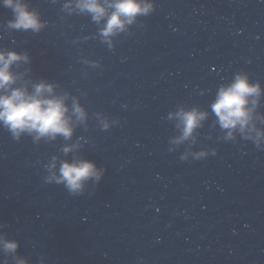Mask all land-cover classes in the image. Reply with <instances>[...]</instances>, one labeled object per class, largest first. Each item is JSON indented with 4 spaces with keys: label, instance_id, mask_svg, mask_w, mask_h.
<instances>
[{
    "label": "water",
    "instance_id": "obj_1",
    "mask_svg": "<svg viewBox=\"0 0 264 264\" xmlns=\"http://www.w3.org/2000/svg\"><path fill=\"white\" fill-rule=\"evenodd\" d=\"M83 2L23 0L37 30L0 0V52L21 57L0 95L52 85L71 128L0 120V264H264V0H141L107 35L117 0L100 19ZM238 76L259 90L223 127L212 105ZM66 161L97 174L72 192Z\"/></svg>",
    "mask_w": 264,
    "mask_h": 264
},
{
    "label": "clouds",
    "instance_id": "obj_2",
    "mask_svg": "<svg viewBox=\"0 0 264 264\" xmlns=\"http://www.w3.org/2000/svg\"><path fill=\"white\" fill-rule=\"evenodd\" d=\"M15 13L11 26L17 29H39L40 20L34 12H30L23 0H4ZM80 7L95 13L94 18L100 19L105 14V9L98 0H85ZM115 12L109 17L104 34L111 33L114 29L122 28V17H132L139 12H147L150 5L141 3V0H117L114 4ZM21 57L15 52H0V88L9 85L14 77L9 71L11 63ZM52 85L40 83L35 94H28L25 90L16 89L10 95H0V120L14 133L19 131H36L41 135L59 133L64 136L71 135V128L66 118L67 107L62 98L43 97L41 93L51 92ZM259 90L258 85L248 82L247 77L238 76L228 86L222 87L217 95L212 108L223 127L235 126L247 115L245 104L247 97ZM79 111V109H77ZM187 136L199 119L201 114L187 113L182 116ZM97 174L95 164L89 161L79 163L64 162L60 169V179L66 187L76 192L83 188V182ZM9 247H15L10 243Z\"/></svg>",
    "mask_w": 264,
    "mask_h": 264
}]
</instances>
